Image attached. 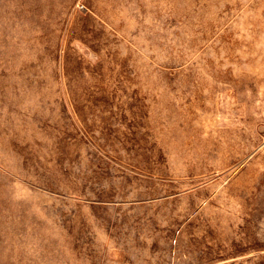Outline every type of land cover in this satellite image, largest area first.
I'll return each mask as SVG.
<instances>
[{
	"label": "rangeland",
	"instance_id": "obj_1",
	"mask_svg": "<svg viewBox=\"0 0 264 264\" xmlns=\"http://www.w3.org/2000/svg\"><path fill=\"white\" fill-rule=\"evenodd\" d=\"M0 264H264V0H0Z\"/></svg>",
	"mask_w": 264,
	"mask_h": 264
}]
</instances>
